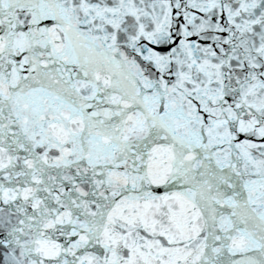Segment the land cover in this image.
<instances>
[{"label":"snow or ice","instance_id":"1","mask_svg":"<svg viewBox=\"0 0 264 264\" xmlns=\"http://www.w3.org/2000/svg\"><path fill=\"white\" fill-rule=\"evenodd\" d=\"M0 264H264V0H0Z\"/></svg>","mask_w":264,"mask_h":264}]
</instances>
